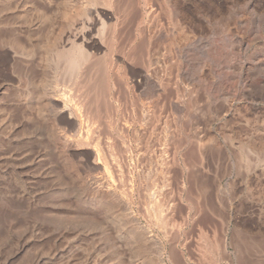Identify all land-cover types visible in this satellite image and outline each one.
Listing matches in <instances>:
<instances>
[{"label": "rangeland", "instance_id": "1", "mask_svg": "<svg viewBox=\"0 0 264 264\" xmlns=\"http://www.w3.org/2000/svg\"><path fill=\"white\" fill-rule=\"evenodd\" d=\"M155 241L264 264V0H0V264Z\"/></svg>", "mask_w": 264, "mask_h": 264}, {"label": "bare ground", "instance_id": "2", "mask_svg": "<svg viewBox=\"0 0 264 264\" xmlns=\"http://www.w3.org/2000/svg\"><path fill=\"white\" fill-rule=\"evenodd\" d=\"M223 43V42H222ZM225 44V43H224ZM226 45V44H225ZM223 46V45H222ZM221 47V46H220ZM224 47V46H223ZM81 48V47H80ZM222 48V47H221ZM220 48V50H222ZM77 49H79V48H77ZM225 49H226V46H225ZM225 51V50H224ZM219 52H221V51H219ZM219 52H217V53H219ZM76 53H77V50H76ZM221 53H223V51L221 52ZM220 53V54H221ZM223 54H225V53H223ZM219 55V54H218ZM67 56V55H66ZM222 56V55H221ZM220 57V56H219ZM87 58V54L82 50V49H79L78 50V53L77 54H73V55H70V56H68V57H66L65 59V62H66V70H67V72H68V76H69V74L72 76V78L74 77H77L79 74H80V69H81V66H82V63L84 62V60ZM218 58V57H217ZM217 58H216V60H217ZM225 58V57H224ZM219 59V58H218ZM240 67H239V69L241 68V64L239 65ZM79 77V76H78ZM85 95V94H84ZM84 99V98H83ZM92 104V103H91ZM94 105V104H93ZM89 108V107H88ZM93 115V114H92ZM114 198V197H113ZM144 234V233H143ZM145 235V234H144ZM143 236V235H142ZM138 239V238H137ZM206 239V238H205ZM209 240V239H208ZM141 243V242H140ZM142 243H143V241H142ZM139 244V243H138ZM220 245V244H219ZM117 246V245H116ZM141 246V245H140ZM139 246V247H140ZM154 246H155V249H156V254H155V256H156V262H155V264H165L164 263V260H163V255H164V246L159 242V241H155V244H154ZM225 248V247H224ZM233 248V247H232ZM144 249V248H143ZM213 249V248H212ZM136 250V249H135ZM138 250V249H137ZM136 250V251H137ZM206 250H208V249H206ZM209 250H211V249H209ZM116 251V250H115ZM144 251V250H143ZM142 251V252H143ZM211 251H213V250H211ZM205 252V251H204ZM117 253V252H116ZM123 253V252H122ZM129 254V253H128ZM147 254V253H146ZM152 255V254H151ZM182 255V254H181ZM144 256V255H143ZM145 257H146V255H145ZM239 257V256H238ZM119 258V257H118ZM125 258V257H124ZM149 258H151V257H149ZM217 258V257H216ZM148 259V258H147ZM151 260V259H150ZM141 261V260H140ZM168 261V260H167ZM139 262V261H138ZM137 262V263H138ZM145 263H146V261H145ZM151 263V262H150ZM135 264V263H134ZM148 264V263H147ZM175 264V263H174ZM225 264H227V263H225Z\"/></svg>", "mask_w": 264, "mask_h": 264}]
</instances>
